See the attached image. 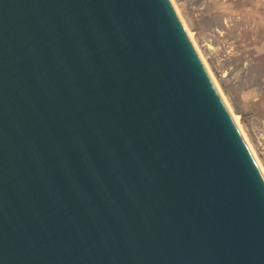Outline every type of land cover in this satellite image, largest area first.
<instances>
[{
  "label": "water",
  "instance_id": "obj_1",
  "mask_svg": "<svg viewBox=\"0 0 264 264\" xmlns=\"http://www.w3.org/2000/svg\"><path fill=\"white\" fill-rule=\"evenodd\" d=\"M0 264H264V176L170 0H0Z\"/></svg>",
  "mask_w": 264,
  "mask_h": 264
},
{
  "label": "rangeland",
  "instance_id": "obj_2",
  "mask_svg": "<svg viewBox=\"0 0 264 264\" xmlns=\"http://www.w3.org/2000/svg\"><path fill=\"white\" fill-rule=\"evenodd\" d=\"M264 173V0H172Z\"/></svg>",
  "mask_w": 264,
  "mask_h": 264
},
{
  "label": "bare ground",
  "instance_id": "obj_3",
  "mask_svg": "<svg viewBox=\"0 0 264 264\" xmlns=\"http://www.w3.org/2000/svg\"><path fill=\"white\" fill-rule=\"evenodd\" d=\"M170 2H171V4H172V6H173L172 0H170ZM173 8H174V6H173ZM174 10H175V12H176V14H177V16H178V18H179L181 24L183 25V27H184V29H185V32L187 33V36H188L189 40L191 41L193 47L195 48V50H196V52H197V54H198V56H199V58H200L202 64L204 65L205 69L207 70V72H208V74H209V76H210V78H211L213 84L215 85L217 91L219 92L220 96L222 97V99L224 100V102H225V104H226V106H227V103H226V101H225V99H224L222 93H221L220 90L218 89L216 83L214 82L213 77H212L211 73L209 72V70H208V68H207V66H206V64H205V62L203 61V58H202V56H201V53L199 52L198 48L196 47V45H195V43H194V41H193V39H192L191 34H190L189 31L186 29V27H185V25H184V23H183V20L181 19V16H180L179 13L177 12V10H176L175 8H174ZM227 108H228V106H227ZM228 110H229L231 116L233 117V119H234V121H235V123H236V125H237V127H238V129H239V131H240V133H241V135L243 136V138H244V140H245V142H246V144H247V146H248V148H249V150H250V152H251V154H252L254 160L256 161V163H257V165H258V167H259L261 173H262L263 176H264V173H263V171H262V169H261V167H260V164L258 163V161H257V159H256V157H255V154L253 153V151H252V149H251L249 143L247 142V139L245 138V136H244L242 130H241L240 127H239L238 117H236V116L230 111L229 108H228Z\"/></svg>",
  "mask_w": 264,
  "mask_h": 264
}]
</instances>
